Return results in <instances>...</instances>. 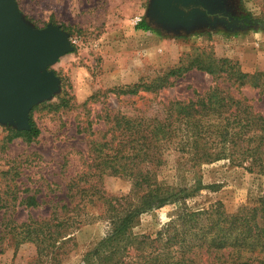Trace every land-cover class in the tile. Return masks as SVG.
Returning <instances> with one entry per match:
<instances>
[{"label":"rangeland","instance_id":"1","mask_svg":"<svg viewBox=\"0 0 264 264\" xmlns=\"http://www.w3.org/2000/svg\"><path fill=\"white\" fill-rule=\"evenodd\" d=\"M23 17L35 27L59 25L69 34L72 51L49 67L60 79V92L38 104L31 119L39 135L31 142L8 141L10 132L0 124V264H83V256L104 236L103 200L86 203L76 195L90 176L88 141L110 136L106 115L161 114L171 101H188L215 84L243 97L254 112L264 116V92L249 85L230 86L191 69L179 77H163L195 56L227 58L245 73L264 70V0H221L229 17H245L234 28L204 23L188 32L167 33L149 25V0H16ZM238 19V18H236ZM145 20L148 29L136 26ZM137 83L154 84V90L119 95L111 89ZM64 98L67 104L57 98ZM97 133L90 135L88 122ZM157 170L163 186L186 188L182 202L202 210L220 201L226 212L255 204L262 194L264 176L231 164L226 158L191 168L175 149L164 153ZM88 175V176H87ZM89 180H93L92 177ZM101 192L125 196L130 181L122 176L100 178ZM86 186V185H85ZM88 186V184H87ZM30 197L36 200L29 205ZM84 206L85 223L70 228L71 239L50 243H19L22 223L38 224L54 214L73 213ZM182 204H167L140 215L133 234H155L173 218ZM45 232V227H43Z\"/></svg>","mask_w":264,"mask_h":264},{"label":"trees","instance_id":"2","mask_svg":"<svg viewBox=\"0 0 264 264\" xmlns=\"http://www.w3.org/2000/svg\"><path fill=\"white\" fill-rule=\"evenodd\" d=\"M137 28H149L142 20ZM196 69L214 79H227L230 86L249 85L264 92V70L242 72L227 58L195 56L171 69L163 77H179ZM154 84L137 83L111 89L119 95H133L154 90ZM62 105L66 100L60 98ZM38 106V105H37ZM27 130L8 128V141L22 138L33 141L40 133L31 119ZM161 114L143 116L106 115L111 124L108 138L88 141L90 176L80 177L78 199L86 203L102 201L101 218L106 231L101 240L83 258V264H264V183L262 194L251 206H240L228 213L220 201L202 210H191L182 203L186 188L163 186L157 181V170L165 163L164 153L175 149L186 156L191 168L226 158L231 164L250 173L264 176V116L253 111L243 97H235L228 89L215 84L188 101H171ZM90 135L97 133L88 122ZM122 176L130 181L125 196H107L101 192L100 178ZM92 177L93 180H89ZM88 184V186H87ZM86 185V186H85ZM29 205H35L34 197ZM167 204H182L177 214L155 234H133L136 220L148 211ZM84 206L73 213L54 214L38 224L22 223L19 243L38 240L37 233L50 243L71 239L70 228L85 223L89 216ZM45 227V232L43 230ZM44 239V240H43Z\"/></svg>","mask_w":264,"mask_h":264},{"label":"water","instance_id":"3","mask_svg":"<svg viewBox=\"0 0 264 264\" xmlns=\"http://www.w3.org/2000/svg\"><path fill=\"white\" fill-rule=\"evenodd\" d=\"M146 19L167 33L196 26L241 23L229 17L221 0H149ZM69 34L59 25L35 27L22 15L16 0H0V124L30 127V112L60 92V79L49 67L72 51Z\"/></svg>","mask_w":264,"mask_h":264},{"label":"flooded vegetation","instance_id":"4","mask_svg":"<svg viewBox=\"0 0 264 264\" xmlns=\"http://www.w3.org/2000/svg\"><path fill=\"white\" fill-rule=\"evenodd\" d=\"M238 18L242 23H247V19L245 17H234Z\"/></svg>","mask_w":264,"mask_h":264}]
</instances>
